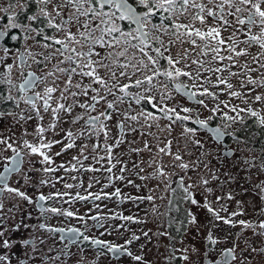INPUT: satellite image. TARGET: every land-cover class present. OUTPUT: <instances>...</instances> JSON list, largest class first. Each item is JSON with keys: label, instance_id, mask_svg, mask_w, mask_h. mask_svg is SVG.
Listing matches in <instances>:
<instances>
[{"label": "snow or ice", "instance_id": "6c2138e0", "mask_svg": "<svg viewBox=\"0 0 264 264\" xmlns=\"http://www.w3.org/2000/svg\"><path fill=\"white\" fill-rule=\"evenodd\" d=\"M4 105L0 264H264V0H0Z\"/></svg>", "mask_w": 264, "mask_h": 264}, {"label": "flooded vegetation", "instance_id": "af4514ba", "mask_svg": "<svg viewBox=\"0 0 264 264\" xmlns=\"http://www.w3.org/2000/svg\"><path fill=\"white\" fill-rule=\"evenodd\" d=\"M7 106H8V105H4V106H0V107H7ZM22 106H23V105H22ZM8 123H10V121H8V120H0V128H3V127H4L6 124H8ZM34 123H35L34 121H33V122H30V124H29V130H31V128H32V126H33ZM14 131H15V129H14ZM201 133H203L204 135H208V136L211 137V134L208 133L207 131H201ZM226 139H227V138H226ZM8 154L10 155V153H8ZM67 159H70V158H58L57 162L59 163L60 160H67ZM4 163H5V162L3 161L2 164H0V171L3 170V164H4ZM35 166H36V167H39V163L37 162V163L35 164ZM85 177H86V176H85ZM85 177H84V179H86ZM10 179H11V178H10ZM57 187H58V188H62L61 185H57ZM42 190L45 191V192H48V191H50V190H52V189L44 188V189H42ZM30 191H33V190L30 189ZM116 204H117V203H116ZM116 204H115V205H112L109 209H115ZM132 205H133V204H131V203H126V204H125L126 207L118 206V207L116 208V210H118V211H123L124 214L127 215V214H130V213L132 212V208H131ZM26 207H27V206H26ZM78 207L81 208V211L84 210V206H83V205H78ZM143 207H144V206H143ZM30 210L33 212V217H35V216L37 215V213H38V210H37V209H34V208H33V209H30ZM35 222H36L35 219L29 221V223H35ZM53 222H54V223H60L61 221H59V220H54ZM63 223H64L65 226H68L67 221H64ZM89 223L91 224V222H89ZM114 223H115V222H114ZM72 224H76V222H75V221H72ZM76 226H79V225H76ZM140 226H143V227H153V225H152L151 223H148L147 225H140ZM228 228H229V227H227V226L221 224V225H220V231L217 232V235L220 236L221 238H223L225 235H227V234L230 233ZM89 234H90V235H99V231L93 230V231L90 232ZM104 238H105V239H115V236H113V237L110 236V238H106V236H105ZM116 242H117V243H122L123 241H122V240H117ZM142 242H143V241H142ZM164 243H167V241H164ZM83 246H84L85 249H86V253H85L86 255H88V256H90V257L94 255V252L88 250V249H89V244H88L87 242H85V244H84ZM197 246L199 247L200 244H198ZM224 246H225V245L221 244V245L217 248V251H219L220 248H222V247H224ZM149 248H152V246L149 245ZM135 249H136V245H133V250L135 251ZM154 249H155V248H152L151 253L147 256V258L150 259V260H152V259H157V256H156V250H155V255H151ZM106 262H107L108 264H117V262H115V261H109V260H106ZM69 264H72V261H69ZM101 264H105L104 261H103V259L101 260ZM119 264H129V262H128L127 258H125L124 260L120 261Z\"/></svg>", "mask_w": 264, "mask_h": 264}, {"label": "rangeland", "instance_id": "374dc122", "mask_svg": "<svg viewBox=\"0 0 264 264\" xmlns=\"http://www.w3.org/2000/svg\"><path fill=\"white\" fill-rule=\"evenodd\" d=\"M63 127H65V128H67L68 127V125L67 124H65V125H63ZM200 135H201V138L202 139H204V140H207L208 142H212L211 141V137L210 136H208V135H204L203 133H200ZM58 150V149H57ZM73 154H75L73 151H69L64 157H61V158H70ZM2 162L3 161H0V164H2ZM89 174H86L85 176V180H87V176H88ZM137 182H139V181H137ZM119 186V185H118ZM248 185H245V187H247ZM98 190V189H97ZM112 189H109V191H111ZM124 191L125 192H129V193H133V194H135V190L134 189H132L131 187H128V188H125L124 189ZM244 199H247V197H244ZM107 203V205H108V208H110L112 205H115L117 202L113 199V200H111V201H107L106 202ZM126 204V203H125ZM125 204H123L122 206L123 207H126L125 206ZM118 207V205L116 204V207H115V209ZM141 207H143V206H141ZM131 208H132V212H135V211H137V209L134 207V205H132L131 206ZM230 211L232 210L231 208L229 209ZM246 218V217H245ZM115 223H120V221H114ZM132 227H133V229H136V228H139V227H143V226H140V225H132ZM229 229V232L230 233H235V229H231V228H228ZM248 235H251L250 233L248 234ZM113 236H116V234L114 233L113 235H112V237ZM127 237V234H125V238ZM106 238H110V236H106ZM142 242V241H141ZM162 250V249H161ZM151 255H155V249L153 250V252H152V254ZM103 261H104V263L105 264H108L107 262H106V260H104L103 259Z\"/></svg>", "mask_w": 264, "mask_h": 264}]
</instances>
